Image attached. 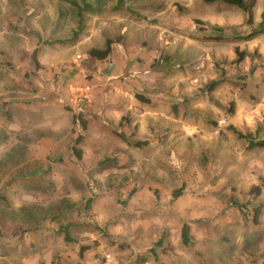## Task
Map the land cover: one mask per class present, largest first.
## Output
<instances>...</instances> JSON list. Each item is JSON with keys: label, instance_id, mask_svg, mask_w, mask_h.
Masks as SVG:
<instances>
[{"label": "rangeland", "instance_id": "rangeland-1", "mask_svg": "<svg viewBox=\"0 0 264 264\" xmlns=\"http://www.w3.org/2000/svg\"><path fill=\"white\" fill-rule=\"evenodd\" d=\"M245 2L0 0V264H264Z\"/></svg>", "mask_w": 264, "mask_h": 264}, {"label": "trees", "instance_id": "trees-1", "mask_svg": "<svg viewBox=\"0 0 264 264\" xmlns=\"http://www.w3.org/2000/svg\"><path fill=\"white\" fill-rule=\"evenodd\" d=\"M201 1L204 2L205 4L223 3V4H227V5H231V6L237 7L238 9H241V10H243L245 12H249V7L246 4L245 0H201ZM84 7H85L86 10L90 9L89 4H87L86 2L84 3ZM83 10H84V8H83ZM263 32H264V11L261 14V22L259 24V28L257 30L252 31V32H249L246 35L240 36L239 39H242L244 41L251 40V39L257 37L258 35L262 34ZM116 43H117V40H115V39H107L104 49H92L89 52V54H90L91 57L96 58L98 60H105L112 53L113 45L116 44ZM240 55H241V60H242L243 57H244L243 56L244 54L241 53ZM138 97L141 98V96H138ZM84 128H86V127L84 126ZM77 139H78L77 143H80L82 138H81V136H79V138H77ZM128 143L132 144L134 146L135 145L136 146L140 145L139 142L138 143H132L131 141H128ZM251 147H259V148L262 149V148H264V141L256 142L255 144L252 143ZM180 193H181V190H177V194L176 195H178ZM258 215H259L258 211H255L254 215H253L255 221H257ZM182 237H183V243L185 245H188L189 237H188V232H187L186 227L183 228ZM65 240L67 242H71L72 241V238L69 236L68 233L65 234ZM81 251H82L81 253H83L84 248H82ZM56 264H60V263L57 262Z\"/></svg>", "mask_w": 264, "mask_h": 264}]
</instances>
